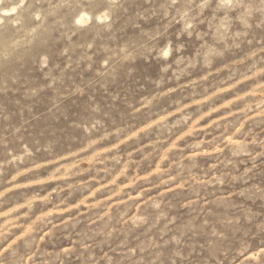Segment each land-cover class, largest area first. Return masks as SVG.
<instances>
[{"label": "clouds", "instance_id": "9594fccd", "mask_svg": "<svg viewBox=\"0 0 264 264\" xmlns=\"http://www.w3.org/2000/svg\"><path fill=\"white\" fill-rule=\"evenodd\" d=\"M8 96L0 167L68 193L0 208V264H264V0H0Z\"/></svg>", "mask_w": 264, "mask_h": 264}, {"label": "rangeland", "instance_id": "374dc122", "mask_svg": "<svg viewBox=\"0 0 264 264\" xmlns=\"http://www.w3.org/2000/svg\"><path fill=\"white\" fill-rule=\"evenodd\" d=\"M142 73L144 74H153L156 69L155 66H143L141 69ZM199 98V97H198ZM15 99V97H0V107L4 108L6 111H14L12 101ZM167 107V105H166ZM173 111L175 110L173 106ZM205 111H207V105H205L204 108ZM189 115H193L192 111L189 110ZM221 113H212L211 115L205 117L204 119L199 121V127L203 128L209 121L217 118ZM18 120V117L13 116L12 123L15 124ZM62 126V125H61ZM188 130V129H185ZM189 140L192 139V137H188ZM144 144L149 143L148 140H145L143 142ZM140 147H143V144L139 145ZM10 148L15 149L17 145L12 142L9 145ZM123 147V146H122ZM135 145H129L126 147V149H122L121 151H132L134 152L133 160L139 161L142 159V156L140 153L135 152ZM149 149H146L147 152ZM122 160L127 159V154L121 153ZM39 159H43V157H40ZM8 160V157L6 156L5 152L3 150H0V165H3ZM88 165L85 164L83 167H87ZM97 167H103V165H97ZM149 167V163L147 161L140 164V170L139 175L144 174V169ZM152 167H155V163L152 164ZM46 168H51L52 171H45L44 169H41L40 171H44L45 174L41 177L39 175H36L31 172H24L21 175H18L16 172V169L13 168L11 165H8L6 167H0V193H5V196L3 198H0V208H2L4 211H7L9 208H14L17 204H28L30 201H35V203L32 204L31 209L28 207L18 209L17 213L13 214V217H15L16 214H20L22 220L28 219L29 217H24L23 214L25 212H30L31 214H34L31 216V218H35V216H38L40 214L39 209H44L45 211H53L51 205H46L42 202V197L48 196V194L51 192L53 197H56V193L52 191L53 188H56L57 185L63 186L65 188V191L60 192V197H64L68 193L67 185L64 181H58L53 178V171H55V167L51 164H47ZM136 166L133 164L129 168V173L135 175L137 174L135 170ZM36 175V176H35ZM80 177H69L68 181H79ZM35 181V182H34ZM79 196V193H73L71 197H69L70 200L75 201ZM58 202V199L55 201ZM81 210H86L84 205H80ZM62 215L67 216L68 213L63 212ZM3 220V217H0V221Z\"/></svg>", "mask_w": 264, "mask_h": 264}]
</instances>
